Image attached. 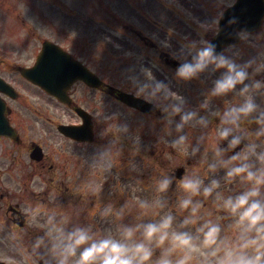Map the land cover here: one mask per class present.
<instances>
[{"label":"clouds","instance_id":"obj_1","mask_svg":"<svg viewBox=\"0 0 264 264\" xmlns=\"http://www.w3.org/2000/svg\"><path fill=\"white\" fill-rule=\"evenodd\" d=\"M240 35L247 40L250 33L242 30ZM184 47L177 78L187 81L219 70L199 106L190 108L186 97L168 83L153 82L150 68L143 69L147 80L137 94L162 108L173 148L187 145V156L199 158L207 147L208 171L201 174L196 168L179 177L175 169L165 171L156 181L157 199L135 196L121 207L129 212L166 209V194L178 183L183 190L178 213L168 210L159 218L120 223L115 232L98 231L84 222L61 224L50 214L33 244L43 264H264V103L257 100H264V77H257L264 73V47L243 62L237 59L240 50L232 55L217 52L209 40ZM229 94L235 102L211 106L212 98ZM118 128L127 131V125ZM135 142L139 144L138 137ZM113 149L114 141L97 153L93 164L102 162L111 171ZM230 183L235 187L225 192Z\"/></svg>","mask_w":264,"mask_h":264},{"label":"flooded vegetation","instance_id":"obj_2","mask_svg":"<svg viewBox=\"0 0 264 264\" xmlns=\"http://www.w3.org/2000/svg\"><path fill=\"white\" fill-rule=\"evenodd\" d=\"M235 1L118 0L117 5L103 6V27L93 31L85 16L71 15L74 36L68 50L103 77V55H100L98 64H92L90 47L99 39L93 33L99 32L103 44L116 45L117 70L127 77L142 80V83L147 80L143 69L150 68L155 76L156 59H169L170 63L164 66L163 81L173 90L182 93L190 108H195L205 99L214 72L208 70L187 81L177 78L175 72L185 58L182 55L183 51H187L184 46L190 41L199 43L201 39L209 40V37H205L207 32H202L205 36L197 35L203 21L174 22L170 21L171 14L202 13L204 9L218 13ZM187 58L190 59L191 55ZM20 86L22 88H15V98L5 95L6 115L15 129V139L0 135V260L10 264H33L27 261L25 252L29 251V245L33 247L36 236L43 233L52 212H58L75 201L78 213L85 211V205L97 209L110 202L108 197L103 198V164H93V161L103 148L106 138L117 143L128 133H140V126L135 122L140 111L120 101L117 92L126 91L145 96L137 94L139 84L95 88L77 81L67 91L69 101L61 102L35 85ZM108 99L112 100L110 107ZM229 102H235L231 94L212 98L211 106L223 107ZM261 102L264 103V100ZM78 106L89 113L94 135L91 141H74L58 129L63 123L70 125L82 122L74 112ZM176 118L179 119V116ZM123 125H127V131H119L118 127ZM209 135H212V130ZM145 138L154 141V130H148ZM162 139L165 171L176 170L178 166H184L181 175L189 174L196 168L201 170V174L208 171L205 161L210 153L207 147L202 149L199 158H189L187 145L172 147L166 136V128ZM37 146L40 148L37 153L40 158L33 159L30 153L33 148L37 150ZM131 152L134 156H140L139 151ZM132 157V154L128 156ZM154 157L155 149L151 150L149 161H154ZM27 179L32 181L27 182ZM232 188L230 183L223 190L228 192ZM169 193L178 198L183 195V190L178 183H174ZM31 202L34 206L30 205ZM31 208L39 209L40 213L31 216ZM33 257L34 264H43L37 253Z\"/></svg>","mask_w":264,"mask_h":264},{"label":"rangeland","instance_id":"obj_3","mask_svg":"<svg viewBox=\"0 0 264 264\" xmlns=\"http://www.w3.org/2000/svg\"><path fill=\"white\" fill-rule=\"evenodd\" d=\"M116 1V3H115ZM118 4V0H0V75L9 77L15 75L12 71V64L28 63L32 59L37 49L40 47V39H66L65 33L70 34L69 11L79 10V14H85L91 17V22L99 25V16L103 14L102 4ZM83 11H86L83 13ZM29 31L28 34L27 30ZM257 37L264 47V32ZM68 42V40H65ZM251 45V50L247 52L248 56L257 55L259 46L248 40H244ZM256 41V42H257ZM93 53L99 57L98 45H93ZM5 61L1 62V59ZM29 59V61H28ZM240 60V59H239ZM107 69L103 73L105 79L115 84H133L129 82L124 75L116 74L112 70L111 60L105 62ZM116 72V73H115ZM156 72L160 75L158 67ZM23 83V82H21ZM140 196H143L141 193ZM155 200V199H153ZM178 211V204L169 203L166 209L156 212L155 207L147 210L146 218H159V215L165 211ZM144 218V219H146ZM143 218H140V221ZM107 229H111L108 222ZM114 230V227H113Z\"/></svg>","mask_w":264,"mask_h":264},{"label":"water","instance_id":"obj_4","mask_svg":"<svg viewBox=\"0 0 264 264\" xmlns=\"http://www.w3.org/2000/svg\"><path fill=\"white\" fill-rule=\"evenodd\" d=\"M262 13L261 15L258 17L259 19H252L251 22H253L254 24L250 25L252 28H255L259 25L260 23V19H261ZM222 22H225L227 20V14L223 16V18L221 19ZM252 28H248V29H252ZM226 38H229L228 34L223 35L222 33H220L217 37H216V44L222 45L223 43H226ZM214 42V40H213ZM37 68L36 66L30 68V69H26L25 71H23V74H25L28 78L32 79L35 82L41 83L47 87H52V85L54 84L53 82L51 83H44L42 82V80H40V78L38 77L37 74ZM67 80H64L63 83L68 84L70 80V78L66 77ZM52 84V85H51ZM7 84L0 78V87L1 88H6Z\"/></svg>","mask_w":264,"mask_h":264}]
</instances>
